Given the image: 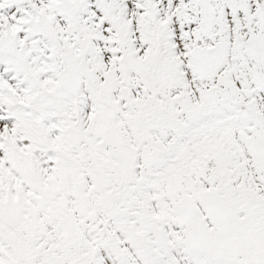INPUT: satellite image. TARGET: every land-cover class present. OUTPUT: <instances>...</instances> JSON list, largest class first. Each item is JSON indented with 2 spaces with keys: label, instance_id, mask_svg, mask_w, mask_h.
<instances>
[{
  "label": "snow or ice",
  "instance_id": "6c2138e0",
  "mask_svg": "<svg viewBox=\"0 0 264 264\" xmlns=\"http://www.w3.org/2000/svg\"><path fill=\"white\" fill-rule=\"evenodd\" d=\"M0 264H264V0H0Z\"/></svg>",
  "mask_w": 264,
  "mask_h": 264
}]
</instances>
